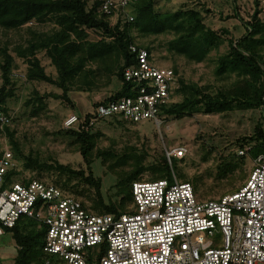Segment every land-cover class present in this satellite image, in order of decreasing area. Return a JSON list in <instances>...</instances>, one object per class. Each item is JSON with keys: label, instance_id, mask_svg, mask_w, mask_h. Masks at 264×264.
Listing matches in <instances>:
<instances>
[{"label": "rangeland", "instance_id": "374dc122", "mask_svg": "<svg viewBox=\"0 0 264 264\" xmlns=\"http://www.w3.org/2000/svg\"><path fill=\"white\" fill-rule=\"evenodd\" d=\"M91 5L94 0H86ZM155 11L160 13L175 12L179 9L198 10L204 24L211 30L220 33L221 29L229 31V35L221 39L218 48L212 49L201 63H194L182 56L168 52V43L174 39L173 33H163L155 36L142 37L132 29V36L136 44L148 46L151 49L150 63L158 68L176 67L178 74L185 83L197 84L203 87V93L213 94L219 90L230 88L236 84L234 74L217 76L215 74L219 57L230 51L229 37L238 39L245 32V21L252 12L253 0H154ZM242 21L233 18L234 11ZM115 17H112V23ZM59 28L51 21L23 26L20 29L4 30L0 27V49H5L13 58L11 77L15 83L14 97L6 102L9 120L5 122L13 133V139L19 145L20 152L40 163H59L69 166L73 171L85 170V164L78 153L74 138L63 135L65 119L75 114L83 117L90 113L94 104L103 101L116 92L119 81L106 72V66L101 62L87 63L83 71L73 80L67 91L69 103L63 99L54 98L62 95V91L55 85L44 82H31L26 79L27 65L16 55L17 48H25L30 39L39 40L52 35ZM72 38V37H71ZM99 31L84 29L81 41L95 43L102 39ZM259 52L264 56V47ZM36 58L40 60L45 73L55 80L56 70L50 64L44 51H38ZM1 61V59H0ZM0 73V84H1ZM33 93L47 96L44 107L36 115L32 114V107L26 106ZM182 100L181 94L173 92L171 103ZM72 104V105H71ZM262 108L256 110H234L221 114L194 113L180 119L159 116L156 123L142 121L138 124L103 120L93 125L92 132L98 133L95 149L92 152L90 169L94 177L101 180V194L105 203L117 204L121 197L116 195V183L119 174L129 172L134 168V161L141 167L163 163L165 159L170 176L178 181L192 185L194 194L199 201L215 199L222 195L236 191L246 180L254 167L255 159L247 153L239 158L238 151L241 139L253 133L255 124L260 118ZM76 130L77 128L74 127ZM184 148L186 153L182 158L171 157L172 151ZM132 149V151H131ZM110 150L114 154L128 152V165L108 169L101 159L95 157L97 151ZM9 152L13 156L14 169L18 175L14 181L21 179H42L48 182L60 180L54 173L43 172L39 176L32 170L26 169L22 157L12 152L5 134H0V154ZM132 155V157H131ZM222 167V163H228ZM144 169V170H145ZM222 169L226 171H222ZM148 170L140 174V180L151 181ZM65 177H61L65 183ZM66 184V183H65ZM71 197H77L86 205L92 207L94 191L73 179L67 185ZM73 195V196H72ZM130 203H127L125 209ZM92 209V208H91ZM124 209V210H125ZM23 219L26 228L35 232L41 231L40 222ZM17 246L10 233L0 236V264H15Z\"/></svg>", "mask_w": 264, "mask_h": 264}, {"label": "trees", "instance_id": "16d2710c", "mask_svg": "<svg viewBox=\"0 0 264 264\" xmlns=\"http://www.w3.org/2000/svg\"><path fill=\"white\" fill-rule=\"evenodd\" d=\"M252 4V12L245 21H242L236 10L234 11L233 18L242 21L245 32L238 39L229 37L230 51L219 57L215 71L217 76L234 74L237 78L236 84L233 83L232 87L213 94L203 93L205 92L203 87L185 83L176 67L173 66L171 69L177 77V88L174 93L181 94L182 100L165 106L161 110L162 114L180 119L194 113L221 114L234 110H256L263 107L264 56L259 50L264 47V19L259 16L262 12L261 0H253ZM98 6L99 0H94L91 5H88L86 0H0V27L4 30H16L23 26H29L28 23L39 24L48 20L59 28L52 35L41 36L39 40L32 38L27 41L25 48L16 49L17 57L27 65L26 79L28 81L55 85L63 94L54 96V98L63 99L69 103L66 94L73 80L83 71L87 63L101 62L106 65L103 70L113 74L120 84L116 92L100 102L101 104L108 103L129 95L130 84L123 80L122 72L136 62V55L131 52L130 46L145 49L149 55L151 54L150 47L135 43L131 33L132 29H136L142 37L173 33L175 37L168 43V52L182 56L194 63H201L212 49L218 48L221 39L229 35V31L226 29H221L220 33H217L208 28L198 10L179 9L175 12H156L154 0H137L133 4L130 9V12L134 14L132 22H128L121 13H118L114 16L115 20L112 23L113 15L102 14L98 10ZM84 29L99 31L103 38L95 43L81 41ZM38 51H44L50 64L55 68V80L45 73L40 60L36 58L35 55ZM0 59L2 81L0 84V113L8 121L6 102L15 94V83L11 77L13 58L5 49H0ZM45 98L47 96H38L33 93L25 101V105L31 106L32 114L36 115L44 107ZM97 105L98 103L94 104L92 111L83 117L76 115L78 118L76 130L67 128L62 132L63 135L74 138L86 172L84 170L73 171L69 166L57 162L40 163L37 159L32 158L31 154L22 155L19 145L13 139V133L8 129L6 123L0 121V134L6 135L14 158L15 155L22 157L26 169L32 170L38 176L43 172H55L60 180L61 177L66 176L64 180L66 184L60 180L54 182L42 179L14 181L18 172L12 169L6 174V180L21 184L37 181L54 186L64 195H71L66 191L67 185L71 180L76 179L78 183H82L94 191L95 198L92 207L74 196L82 203L83 207L94 214L114 215L124 212L127 203H131V184L140 180V174L143 171L151 172L153 175L151 181L163 179L170 181V171L165 159L162 164L157 163L158 165L148 169L141 167L140 162L134 161V168L129 172L119 174V179L115 184L116 195L121 197L119 202L117 204L105 203L100 190L101 180L94 177L90 169L92 152L99 134L92 132L93 125L88 126V122L95 116ZM106 120L122 122L115 117ZM101 121L103 120L97 123ZM128 124L134 125L133 123ZM81 126H87V128H80ZM250 145L252 146L248 148L247 153L253 159L264 154V109L254 126L252 135L241 139L239 148L242 150ZM128 154V152H124L122 155H117L106 150L97 151L95 157L101 159L108 169H112L114 166L128 165ZM1 156L2 154H0ZM243 157L239 156L241 159ZM228 164L229 162L221 165L228 170ZM226 170L222 169L223 172ZM40 229L41 231L37 232L32 228L27 229L22 218L18 220L14 228L5 229V233L12 235L17 246L15 264H43L47 257L43 251L45 229L43 226Z\"/></svg>", "mask_w": 264, "mask_h": 264}, {"label": "built area", "instance_id": "2783aa9c", "mask_svg": "<svg viewBox=\"0 0 264 264\" xmlns=\"http://www.w3.org/2000/svg\"><path fill=\"white\" fill-rule=\"evenodd\" d=\"M137 0H99L105 15L121 13L128 22ZM264 19V0H261ZM32 23H28L31 25ZM136 62L123 70L129 95L95 108L88 126L115 117L127 123H156L170 104L177 77L171 68L153 66L145 49L130 46ZM0 121L7 119L0 113ZM64 127H78L75 114ZM80 128H87L81 126ZM185 149L170 156L182 158ZM246 149L238 151L244 156ZM11 153L0 157V236L20 218L45 229L43 264H264V154L234 192L199 201L188 182L175 177L131 184V203L124 212L94 214L52 185L10 182Z\"/></svg>", "mask_w": 264, "mask_h": 264}]
</instances>
